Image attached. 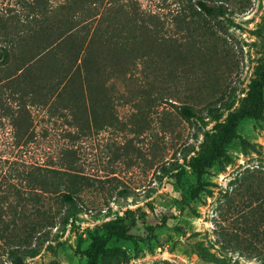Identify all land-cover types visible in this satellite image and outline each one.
Instances as JSON below:
<instances>
[{
  "label": "rangeland",
  "instance_id": "rangeland-1",
  "mask_svg": "<svg viewBox=\"0 0 264 264\" xmlns=\"http://www.w3.org/2000/svg\"><path fill=\"white\" fill-rule=\"evenodd\" d=\"M62 2L52 0V6ZM138 2L160 19L163 41L153 37L145 46L147 36H139L144 49L122 53L121 78L108 81L115 99L113 106L104 105V128L83 133L79 125L69 126L70 117H52L40 104L30 106L24 84L7 80L16 58L45 46L37 36L42 4L0 0V50L9 56V64L0 63V264H87L85 253L94 236L110 231L106 248L115 253L99 264H209L194 245L203 243L220 255L218 226L264 200V116L241 123L227 158L207 171L198 197L192 195L197 186L192 162L206 135H214L216 126L251 98L264 65L254 34L264 22V0H235L236 26L223 22L222 30L210 19L206 30L179 23L174 14L185 0ZM114 5L105 1L107 31ZM85 17L92 19L90 12ZM98 21H91L93 30ZM67 22L71 32L76 20L68 16ZM185 106L203 122L185 119ZM210 107L218 109L219 118L208 116ZM26 109L30 127L23 121ZM68 165L87 180L80 194L83 210L76 214L61 203V190L55 188L60 180L44 177L43 168ZM38 179L47 181V190ZM228 257L237 264H256Z\"/></svg>",
  "mask_w": 264,
  "mask_h": 264
},
{
  "label": "trees",
  "instance_id": "trees-1",
  "mask_svg": "<svg viewBox=\"0 0 264 264\" xmlns=\"http://www.w3.org/2000/svg\"><path fill=\"white\" fill-rule=\"evenodd\" d=\"M39 1L42 4L40 8L42 19L39 23L42 27L37 36L44 41L45 46L43 44V47L33 49L36 51L28 46L30 50L22 57L16 58L17 65L7 80L18 79L24 84V97L30 99V106L40 104L52 117H70L69 126L79 125L83 133L86 130L103 129L104 105L113 106L112 100L115 99L114 84H110V87L108 81L121 78L119 63L122 53L133 54L144 49L139 36L141 39L145 36L146 40L149 38L147 41L142 40L145 46L152 43L150 39L153 37L161 43L163 40L159 39L161 31L158 27L160 19L156 14L143 10L138 0H126L121 6L116 5L120 0H112L115 3L110 11L112 25L108 29L110 31H107L106 0H64L57 7L52 6V0ZM234 1L185 0L183 8L175 12L174 18L179 23L193 27L196 25L204 30L207 29V19L217 21L221 30L224 29L223 22L233 27L236 26L232 19L235 13L232 6ZM102 8L104 11L101 12ZM86 12H90L92 19L85 17ZM66 14L76 20L71 32L66 31L68 25ZM97 18L98 26L93 30L90 23ZM80 24L82 26H79ZM150 25H153V28ZM254 34L260 41L264 59V22ZM35 37L36 35L31 39ZM123 37L126 44L121 41ZM140 44L143 45L142 48ZM5 52L0 50V63L9 64V56L7 57ZM108 58H112L110 65L107 63ZM26 113L23 121L28 122L30 127L33 124L31 113L27 109ZM181 114L187 120L203 122L202 117L190 106L181 108ZM208 116L214 120L219 118L218 109L210 107ZM263 116L264 65L253 83L251 98L246 100L225 124L217 125L214 135H206L202 149L192 162L193 176L197 182L192 191L194 198L205 188L203 180L207 171L215 163L227 158V146L237 139L241 123L247 119L258 121ZM43 169L47 173L44 175L45 178L51 175L53 179L60 180L58 187L55 188H59L57 191L61 190V203L66 209L74 214L82 212L84 205L80 203V194L85 191L87 180L73 173L69 165L59 170L48 167ZM160 169L168 173L166 166ZM38 181L40 187L47 190V181L40 179ZM125 194L127 191H124L122 196H126ZM215 235L221 248L220 255L212 253L203 243L194 245L203 262L237 264L228 257L231 255L255 261L256 264H264V200L242 211L228 224L219 225ZM111 236L112 231L105 237L94 236L85 253L87 264H99L105 255L115 253L106 248ZM119 236L124 237V233L121 232ZM17 264L22 263L19 261Z\"/></svg>",
  "mask_w": 264,
  "mask_h": 264
}]
</instances>
